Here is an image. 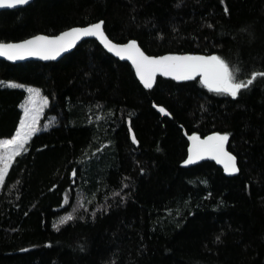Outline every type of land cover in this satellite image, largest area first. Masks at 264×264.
<instances>
[{
	"label": "trees",
	"instance_id": "16d2710c",
	"mask_svg": "<svg viewBox=\"0 0 264 264\" xmlns=\"http://www.w3.org/2000/svg\"><path fill=\"white\" fill-rule=\"evenodd\" d=\"M99 20L149 55L257 77L236 97L199 78L144 88L93 39L55 62L0 60V138L25 95L2 81L38 88L48 122L0 184V264H264V0H34L0 11V41ZM209 133L227 135L234 175L185 165L186 136Z\"/></svg>",
	"mask_w": 264,
	"mask_h": 264
},
{
	"label": "snow or ice",
	"instance_id": "6c2138e0",
	"mask_svg": "<svg viewBox=\"0 0 264 264\" xmlns=\"http://www.w3.org/2000/svg\"><path fill=\"white\" fill-rule=\"evenodd\" d=\"M29 0H0V8H13L17 5L28 3ZM80 36H98L109 51H114L121 58L131 60L135 66L136 74L144 84V87L151 88L157 73L165 76H172L177 80H192L196 76H201L202 83L209 91L223 93L236 97L242 88L250 86L256 79L257 74H253L246 82H237L235 73L229 65L220 57L212 55L204 56H164L159 59L150 58L140 51L135 41L129 42L123 47H118L107 40L102 32V22L84 29H73L65 32L55 39L37 36L21 44H0V55L7 56L8 59H23L25 55L39 56L42 59H54L60 51L70 47L75 39ZM259 75H264L260 73ZM15 87L16 85H10ZM29 91H32L29 89ZM164 112V109H160ZM36 116L30 117L29 110L25 109V118L20 123L13 139L0 141V183L8 171L12 159L20 155L25 150L32 135L37 131ZM193 147L190 150L186 163H194L196 159L203 158L205 153L211 154L217 162L223 163L225 171L229 174L238 171L235 158L225 151L227 135H213L206 140H200L197 136L191 137ZM133 142L135 137L133 136ZM72 219L69 215L62 218L60 223H65Z\"/></svg>",
	"mask_w": 264,
	"mask_h": 264
},
{
	"label": "water",
	"instance_id": "95a60500",
	"mask_svg": "<svg viewBox=\"0 0 264 264\" xmlns=\"http://www.w3.org/2000/svg\"><path fill=\"white\" fill-rule=\"evenodd\" d=\"M32 1H34V0H29L28 3L22 4V5H17L16 7H13V8H0V11L1 10H11V9L21 8V7H24V6L28 5V4H30ZM100 22H102V32L104 34V37H106L107 40L109 42H111L112 44H114V45H116L118 47H123V46L127 45L129 42H132L133 41V40H128V41L119 43V42H115V41L111 40L106 35V33L104 32V29H103V21L102 20H99V21H96V22H93V23H90V24H87V25H84V26H72V27H69L67 29H64V30H62V31H60V32H58V33H56L54 35L35 34V35H32L30 37H27L25 39L18 40V41H7V42L0 41V44H21V43H24L25 41L30 40V39H33V38H35L37 36L46 37L48 39H55V38L61 36L65 32H70L73 29H84V28H88V27H90L92 25H95L97 23H100ZM90 39L95 40L102 47V49L105 52H107L109 55H111V56H113V57H115V58H117L119 60H122V61L127 62L129 64V66L131 67V69L133 70L134 76L137 79V81L139 82V84L142 87H144V84L141 82V80L139 79V77L136 74L135 66L133 65L132 61L129 60V59H127L126 58V55H125V58H121V56L116 55V53L114 51H109L108 48L105 47V44L101 41V38L98 37V36H80L78 39H75L74 40V42L72 43V45L70 47H67L66 50L60 51V53L58 55H56L54 59H42L39 56H33V55H25L23 59H8L7 56L0 55V60H3V61L8 62V63H20V62H26V61H37V62H43V63L50 62V61L55 62V61L59 60L65 54L71 52L82 41H84V40H90ZM137 46L139 47L140 51L144 53V55H146V56H148L150 58H156V59H159V58L164 57V56H204V57H208V56H212L213 55V54H205V53H194V54H189V53L168 54V53H164V54H160V55H149V54L145 53L138 44H137ZM157 77H162V78H165V79L177 80V79L172 78V76H165V75H161V74L157 73L156 76H155V78H154L153 85H154ZM195 78H199L201 84L204 86V84L202 83V79L203 78L201 76H196ZM144 88H146V87H144ZM213 135H217V133H209V134H206L204 136H199V135H196V134H189V135L186 136L187 148H186L185 165L186 166H192V165L201 163L203 161H209V162L214 163L217 167H219L222 170V172H223V174L225 176H232L236 172L235 173H232V174H229L228 172H226L225 171V168H224V164L223 163H220V162H217V160L216 159H213L212 156H211V154H208V153H205L203 155V158L202 159H200V158L196 159L194 163H186V161L188 160L189 156L192 154L191 151H190L192 149V147H193V141H192L191 137L192 136H197V137L200 138V140H206L209 136H213ZM131 139L133 140V137H131ZM224 147H225V151L228 154H230L231 156H233L235 158V156L227 149L226 143H225ZM235 164H236V168H237L236 158H235Z\"/></svg>",
	"mask_w": 264,
	"mask_h": 264
},
{
	"label": "rangeland",
	"instance_id": "374dc122",
	"mask_svg": "<svg viewBox=\"0 0 264 264\" xmlns=\"http://www.w3.org/2000/svg\"><path fill=\"white\" fill-rule=\"evenodd\" d=\"M1 85H3V86L16 85L15 87H18V88H21L24 90L25 95L19 104L20 109H21V117H20L18 126H17L14 134L9 138H0V141L13 139L15 137V134L20 127L21 121H23L25 118V109L26 108L29 110L30 117L32 115L36 116V127L38 129L37 131L46 127V124L48 122L42 120V116H43L44 108L47 105V99L41 94V92L38 90V88H36L34 86H30V85L18 84V83L13 82V81H2ZM29 89H31L32 91H29ZM2 152H3V149H0V153H2Z\"/></svg>",
	"mask_w": 264,
	"mask_h": 264
}]
</instances>
